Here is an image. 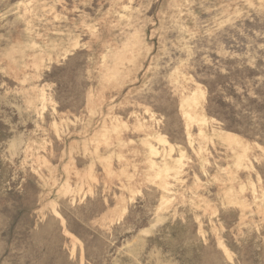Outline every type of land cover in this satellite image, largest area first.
<instances>
[{
	"label": "rangeland",
	"instance_id": "374dc122",
	"mask_svg": "<svg viewBox=\"0 0 264 264\" xmlns=\"http://www.w3.org/2000/svg\"><path fill=\"white\" fill-rule=\"evenodd\" d=\"M0 264H264V0H0Z\"/></svg>",
	"mask_w": 264,
	"mask_h": 264
}]
</instances>
